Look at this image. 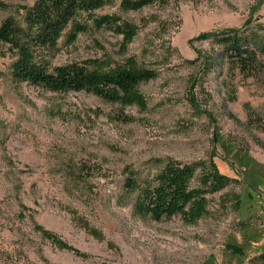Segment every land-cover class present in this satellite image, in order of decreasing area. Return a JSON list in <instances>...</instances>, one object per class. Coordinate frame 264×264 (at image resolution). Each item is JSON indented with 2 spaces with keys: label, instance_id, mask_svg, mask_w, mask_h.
Listing matches in <instances>:
<instances>
[{
  "label": "rangeland",
  "instance_id": "rangeland-1",
  "mask_svg": "<svg viewBox=\"0 0 264 264\" xmlns=\"http://www.w3.org/2000/svg\"><path fill=\"white\" fill-rule=\"evenodd\" d=\"M35 1L0 0V24L23 25ZM103 15L134 37L90 27L68 43L66 30L46 60L155 71L138 88L145 110L15 82V55L0 43V264H264V78L230 76L202 38L248 18L263 24L264 0H167L138 12L115 1L94 13ZM168 160L212 164L233 183L206 197L195 223L152 221L136 198ZM20 205L31 211L23 219ZM33 222L81 255L42 240Z\"/></svg>",
  "mask_w": 264,
  "mask_h": 264
},
{
  "label": "trees",
  "instance_id": "trees-1",
  "mask_svg": "<svg viewBox=\"0 0 264 264\" xmlns=\"http://www.w3.org/2000/svg\"><path fill=\"white\" fill-rule=\"evenodd\" d=\"M115 1H120V9L124 12H138L167 2L36 0L31 7L23 8V25L10 18L0 24V43L8 46L15 55L10 66L12 79L50 92H85L106 103L145 110L146 101L138 88L154 80L155 71L131 61L113 72L101 73L75 63L53 67L46 60L66 30L68 43H73L78 35L86 33L90 27L96 30L110 28L127 41L132 39L134 29L119 17H94L95 12ZM202 38L212 39L220 47L230 76L237 73L245 79L260 81L264 78V23L248 18L239 29L205 34ZM198 169L199 176L195 177ZM231 183L233 181L219 174L212 164L206 167L200 163L184 165L168 160L154 183L139 190L135 210L155 222L180 217L184 223L192 224L208 214L206 197L224 191ZM126 187L134 191V181L127 180ZM19 208L18 218L23 219L30 210L24 205ZM33 229L42 240L50 242L57 249L81 255L35 222ZM260 260L264 263V253Z\"/></svg>",
  "mask_w": 264,
  "mask_h": 264
}]
</instances>
